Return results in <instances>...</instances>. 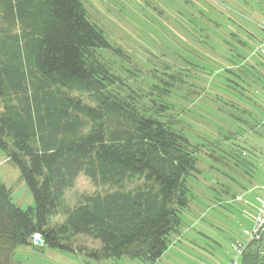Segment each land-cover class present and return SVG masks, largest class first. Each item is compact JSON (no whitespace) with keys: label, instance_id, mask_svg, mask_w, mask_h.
Segmentation results:
<instances>
[{"label":"trees","instance_id":"16d2710c","mask_svg":"<svg viewBox=\"0 0 264 264\" xmlns=\"http://www.w3.org/2000/svg\"><path fill=\"white\" fill-rule=\"evenodd\" d=\"M104 53L127 60L82 0H0V150L34 201L19 209L0 183V264H16V247L32 246L33 234L43 241L36 249L76 253L85 236L100 243L96 257L148 264L180 235L202 151L171 119L172 106L146 101ZM170 85L155 88L169 97ZM80 174L110 191L71 208L64 196ZM240 261L264 264V255L251 244Z\"/></svg>","mask_w":264,"mask_h":264},{"label":"rangeland","instance_id":"374dc122","mask_svg":"<svg viewBox=\"0 0 264 264\" xmlns=\"http://www.w3.org/2000/svg\"><path fill=\"white\" fill-rule=\"evenodd\" d=\"M82 1L91 21L127 58L104 53L124 82L146 101L162 97L169 103L171 119L177 118V127L202 151L180 235L152 264H227L233 245L245 243L243 231L254 217L255 192L248 190L264 183V0ZM217 12L230 23L215 18ZM164 82L172 85L169 97L157 90ZM0 183L19 209L34 206L18 167L1 150ZM107 191L80 174L64 199L72 208L83 196ZM61 222L58 215L50 226ZM75 246L85 250L18 246L14 259L16 264H148L96 257L100 243L85 236H77Z\"/></svg>","mask_w":264,"mask_h":264},{"label":"built area","instance_id":"2783aa9c","mask_svg":"<svg viewBox=\"0 0 264 264\" xmlns=\"http://www.w3.org/2000/svg\"><path fill=\"white\" fill-rule=\"evenodd\" d=\"M256 198L258 205L251 222V227L244 231L245 243H235L233 245V254L227 264H241V257L247 246L256 244L257 252L264 255V186L258 189ZM30 243L34 248L43 247V241L38 234H33Z\"/></svg>","mask_w":264,"mask_h":264},{"label":"crops","instance_id":"0c3cea01","mask_svg":"<svg viewBox=\"0 0 264 264\" xmlns=\"http://www.w3.org/2000/svg\"><path fill=\"white\" fill-rule=\"evenodd\" d=\"M263 186H264V183L261 184V185H258V186H254V187H252L250 190H248V193H249V192H255L254 200L256 201L257 205H258V202H257L256 198H257L258 195H259V193H258V189L261 188V187H263ZM257 205H256V208H257ZM256 208H255V211H256ZM254 214H255V213H254ZM251 222H252V221H251ZM244 231H245V230H244ZM244 231H243V232H244Z\"/></svg>","mask_w":264,"mask_h":264}]
</instances>
